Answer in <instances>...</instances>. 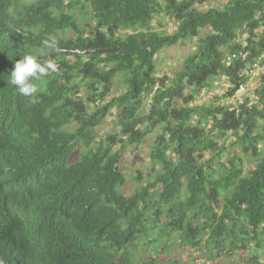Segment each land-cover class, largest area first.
Wrapping results in <instances>:
<instances>
[{"label":"trees","instance_id":"obj_1","mask_svg":"<svg viewBox=\"0 0 264 264\" xmlns=\"http://www.w3.org/2000/svg\"><path fill=\"white\" fill-rule=\"evenodd\" d=\"M209 1L0 0V264H148L140 250L157 263L172 246L204 261L254 246L243 262L264 264V69L249 99L189 106L211 80L233 92L264 67V0L198 9ZM191 38L182 69L154 76L155 55ZM26 54L57 65L30 97L8 83ZM116 77L125 91L106 101ZM113 109L118 131L97 135ZM157 128L151 172L125 196L121 157Z\"/></svg>","mask_w":264,"mask_h":264},{"label":"rangeland","instance_id":"obj_2","mask_svg":"<svg viewBox=\"0 0 264 264\" xmlns=\"http://www.w3.org/2000/svg\"><path fill=\"white\" fill-rule=\"evenodd\" d=\"M33 1V0H31ZM229 0H211L201 6H198V9L202 11L213 9H222ZM176 22L171 20L169 17L165 15L155 16L153 21L151 22V27L154 30L161 31L165 34H172L176 29ZM207 30H203L200 32L199 37L206 34ZM132 33V30H124L120 32L121 35ZM246 34L240 36L238 41L241 43H245ZM198 45V40L196 38H191L183 43H178L171 47H167L164 50L160 51L157 55H155V67L156 73L154 76L158 78H162L166 76L168 79H172L176 73H178L182 69V64L184 59L194 53L196 47ZM261 66V65H260ZM258 66L257 70L253 72L250 76H248V80L244 88H238L235 91H229V82L224 78L213 79L210 82L211 89L206 90L202 89L195 96L193 101L189 106L192 105H234L238 103L240 100L245 98H251L252 92L254 88L257 86L259 81V73L264 69L263 66ZM156 89V87L154 88ZM125 91V86L122 83L121 77H116L113 80V88L111 90L110 97H107L106 101L111 100L113 96H118L120 93ZM188 91V90H187ZM228 92L232 95H227ZM190 93V91L188 92ZM143 110L146 111L148 103L150 102V98L144 99ZM178 104H181L180 102ZM117 113L115 109L107 114L104 119V123L95 128V133L97 135H103L104 133H112L118 131L117 123ZM195 119V118H194ZM161 131V128L155 129L152 133L148 134L146 138L137 146H129L125 149L121 160H120V168L127 179V184L123 187L122 193L125 196L131 195L135 189L138 187V182L136 178L139 176L138 172L143 174L144 177H147V174L151 172V167L153 166L150 158L149 152L150 147L154 144L157 138V133ZM225 146L224 149L227 154L236 153L241 155V158L245 163V171L247 168H251L253 164L249 163L248 158L242 156L243 154L238 149L239 147H234L233 150L229 149L231 147V143L235 141V137L231 134H227L224 136ZM221 145V144H220ZM261 147V146H260ZM77 154L74 153L70 159V162L76 160ZM204 158L209 159V155L204 154ZM262 241L264 242V237H262ZM204 250V249H203ZM254 250V246L248 248L244 252H239L236 255L230 256H222L221 259L216 261H210L211 264H245L242 259L248 258L249 252L252 253ZM169 253L162 256L161 259L156 261L154 260V256L147 251L140 250L137 257H141L140 263L147 262L148 264H191L193 258L195 263L200 261V253L201 249L190 248L187 247H170L168 249ZM198 251V252H196ZM260 251V260L264 261V243ZM194 253H199V255L194 256Z\"/></svg>","mask_w":264,"mask_h":264},{"label":"clouds","instance_id":"obj_3","mask_svg":"<svg viewBox=\"0 0 264 264\" xmlns=\"http://www.w3.org/2000/svg\"><path fill=\"white\" fill-rule=\"evenodd\" d=\"M43 46L46 49L52 51H58V43L55 38H49L42 41ZM229 56H227L228 58ZM57 70V65L49 59L45 63H40L38 59L31 55L26 54L22 59H19L14 63V68L9 73L8 83L14 86L18 93L22 96H32L35 94L38 89L32 81L34 79H39L41 76L47 75L49 72H55ZM257 67L255 68V71ZM251 75V74H250ZM194 256L199 255L198 253H194ZM192 259L191 264H211L209 260L204 261L200 259L199 262L195 263L194 259Z\"/></svg>","mask_w":264,"mask_h":264},{"label":"built area","instance_id":"obj_4","mask_svg":"<svg viewBox=\"0 0 264 264\" xmlns=\"http://www.w3.org/2000/svg\"><path fill=\"white\" fill-rule=\"evenodd\" d=\"M233 57H235V55L230 56V59H232ZM253 72H255V69L250 70V74H252ZM241 87H242V89L244 88V86H240L239 88H241Z\"/></svg>","mask_w":264,"mask_h":264}]
</instances>
